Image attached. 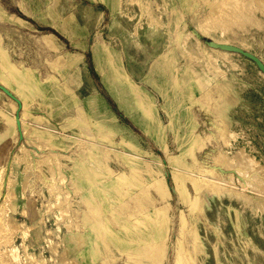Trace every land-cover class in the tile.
Instances as JSON below:
<instances>
[{
    "label": "rangeland",
    "instance_id": "1",
    "mask_svg": "<svg viewBox=\"0 0 264 264\" xmlns=\"http://www.w3.org/2000/svg\"><path fill=\"white\" fill-rule=\"evenodd\" d=\"M220 2L0 0L6 245L47 264H264V15L223 28L206 20ZM239 150L256 172L235 171Z\"/></svg>",
    "mask_w": 264,
    "mask_h": 264
},
{
    "label": "bare ground",
    "instance_id": "2",
    "mask_svg": "<svg viewBox=\"0 0 264 264\" xmlns=\"http://www.w3.org/2000/svg\"><path fill=\"white\" fill-rule=\"evenodd\" d=\"M216 1V0H215ZM222 2H220L219 4H209V12L207 14V21L209 20H216L217 19H221L222 22H224V24L222 25L223 28H230L232 25H236L242 27L243 23L246 20H249L251 18V14L255 11L258 10L259 13H263L264 15V0H220ZM145 7V6H144ZM207 12V11H206ZM253 16V15H252ZM205 19V18H204ZM245 24V23H244ZM206 25V24H205ZM236 28V27H235ZM243 29V28H242ZM189 56V55H188ZM258 61V60H257ZM222 124V123H221ZM222 126V125H221ZM10 129L12 130L11 132H13V126L12 123L10 124ZM223 128V129H222ZM220 131V135L221 138L223 140H225L226 137V132H227V127L225 125H223ZM9 148V146H8ZM9 150V149H7ZM249 157V156H248ZM248 157L246 155L243 154L242 150L237 151L231 158H229L226 164L228 165V162L230 164H232L235 167V171L239 170V173H244L247 174L248 170H253L255 171L254 168V164L252 163V161L250 159H248ZM222 158V157H221ZM215 159V162H219L221 159L219 157H215L213 158ZM224 159V158H222ZM222 161V160H221ZM221 161L218 163L220 164ZM225 161V160H224ZM223 162V161H222ZM222 164V163H221ZM256 164V163H255ZM224 165V164H222ZM231 165V166H232ZM230 166V165H229ZM230 166V167H231ZM232 166V167H233ZM1 167V166H0ZM215 167V166H214ZM225 167V166H224ZM227 167V166H226ZM205 173V171H204ZM237 173V174H239ZM242 173V174H243ZM241 174V175H242ZM243 174V175H244ZM207 175V174H206ZM239 175V176H241ZM208 176V175H207ZM219 175H215L214 173L212 174V176H210L211 180V185L210 186V191H214L215 193L217 192H223L225 191V188L220 187L218 185V182L224 181L221 177H218ZM257 177V176H256ZM3 178V169L0 168V184H1V180ZM202 178V177H201ZM240 179V178H239ZM205 180V179H204ZM209 180V179H208ZM261 180V179H260ZM201 181H203L201 179ZM210 181V180H209ZM260 183V182H259ZM247 185V184H246ZM260 185V184H259ZM227 190V189H226ZM257 190V189H256ZM234 192V191H233ZM236 193V192H235ZM243 197V195H242ZM9 196L6 198V202L8 201ZM247 198V197H246ZM43 206V205H42ZM3 207V206H2ZM2 209V208H1ZM43 209V208H41ZM261 209V208H260ZM4 210V209H3ZM45 210V209H44ZM1 212V211H0ZM46 212V211H45ZM39 213V221L42 220V216L44 214H41V211H38ZM48 213V211H47ZM5 214V213H2ZM1 216V215H0ZM4 216V215H3ZM3 219V218H2ZM0 219V220H2ZM38 221V220H37ZM5 222V221H4ZM40 223V222H39ZM25 224L20 223L17 226L22 227V237L25 238L26 235V231H27V227L24 226ZM36 225V224H35ZM30 228V227H29ZM15 228L13 227H9L8 225L5 226V230H8V232H13ZM46 231V230H45ZM1 232H4V228L3 226L0 225V234ZM29 232V231H28ZM27 232V235L29 234ZM48 231H46L45 233H47ZM2 233V234H4ZM7 236L9 234H6ZM7 236H5L6 238H8ZM4 237V238H5ZM3 238V237H2ZM0 238V240L2 239ZM3 240V239H2ZM0 241L1 243L4 241ZM8 241V244L6 245L5 242L3 243L4 247H5V251L6 252H12L14 254V256L17 254V256H15V261L14 263L16 264L17 262H20V264H47V259L43 258V257H35L33 254L29 253L24 244H21L19 247L14 245L13 242L11 241V238L9 236V239L6 240V242ZM0 243V245H2ZM22 250V257H20L19 253H18V249ZM53 253V252H52ZM21 254V253H20ZM160 254V253H159ZM151 259L154 261L155 264H161V262L154 256V255H150ZM51 257V256H50ZM53 258V257H52ZM57 262V261H56Z\"/></svg>",
    "mask_w": 264,
    "mask_h": 264
}]
</instances>
